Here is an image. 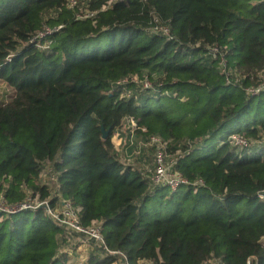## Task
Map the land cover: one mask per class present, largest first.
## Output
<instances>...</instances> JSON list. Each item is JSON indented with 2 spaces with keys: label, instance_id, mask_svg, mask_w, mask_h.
Returning <instances> with one entry per match:
<instances>
[{
  "label": "trees",
  "instance_id": "obj_1",
  "mask_svg": "<svg viewBox=\"0 0 264 264\" xmlns=\"http://www.w3.org/2000/svg\"><path fill=\"white\" fill-rule=\"evenodd\" d=\"M106 1L88 2L93 25L75 20L66 0H0V83L14 91L0 104L3 202H73L81 226L101 222L105 247L127 264H264V144L244 156L251 151L228 143L264 139V93L242 89L264 80V0H131L101 10ZM43 25L63 26L48 51L28 43ZM156 25L169 37L150 33ZM131 78L147 79L149 94L122 95L118 83ZM129 118L136 132L132 146L120 135L122 151L158 137L181 151L177 170L204 187L151 190L123 166L111 139ZM0 218V264H62L64 231L43 210ZM101 251L88 264L117 261Z\"/></svg>",
  "mask_w": 264,
  "mask_h": 264
},
{
  "label": "built area",
  "instance_id": "obj_2",
  "mask_svg": "<svg viewBox=\"0 0 264 264\" xmlns=\"http://www.w3.org/2000/svg\"><path fill=\"white\" fill-rule=\"evenodd\" d=\"M89 1L92 2V0H66L65 8L73 11L75 20H90L94 25L98 11L90 10L88 8ZM129 1L131 0H108L105 3L106 5L104 4L101 7V10H105L114 3L128 4ZM156 20V18L153 19L154 22H156ZM62 27V25L55 27L43 25L42 29L37 32L28 43L39 50L48 51L51 43V37L59 32ZM150 31L152 34H162V36L165 38L169 37L168 28L164 26L156 25L151 28ZM209 51H211L214 57L219 54L216 48H211ZM10 57L12 56H8L6 62H10ZM220 64L222 66L220 72L224 77L226 84H232L231 74L227 70L225 60L222 56ZM118 85L122 86L120 88L122 95L126 96L127 98H132L133 92H135L134 100L140 94H149L148 91L152 89V85L147 79L143 81H139L137 78H131V80L124 79L122 82H119ZM127 86H132L135 91L127 88ZM242 89L246 96L255 98L264 93V80H261L255 86L244 87ZM123 125H126V133L129 134L130 138L129 145L132 146V133L136 132V124L130 118L125 119L118 131H121V127ZM141 131L145 132L144 129H141ZM120 135L121 134L119 132L113 134L112 138L119 140V144L117 145L113 141L112 144L114 145L115 151L119 153L121 164L125 167H131L132 170L139 172L141 176L148 180L151 190L164 188L169 190V192L174 193L177 190L184 188L190 189L192 193H196L198 190L204 187V182L202 180L196 179L194 181H189L177 170L180 157L182 156L181 151L177 150L174 153L168 152L169 150L167 149V142L162 141L158 137L151 136L147 139V141H139L131 153L127 154L125 153L126 151H122L119 148V145L122 141ZM228 143L237 151L244 149L251 151V149L255 148V146L258 148L261 146V143L259 144L258 141V144L253 147L252 141L249 142L244 137L237 135L230 136ZM146 156H150L152 161V171L148 175L143 174L140 170L133 167L132 165V161L135 160L142 159L145 161ZM238 156L240 157L241 155L238 154ZM259 198L264 199L261 194L259 195ZM49 202V200H40L38 197H28L25 201L19 204L6 205L3 202V198L0 196V214L11 215L23 211L35 212L38 210H43L45 216L56 227H59L64 231L63 238L65 240V244L59 248L55 256V259L60 260L62 264H88L90 251L94 252V249L102 250L100 255L101 258L107 256L117 257L118 264H127L126 258L123 256V254L111 252L105 247L102 239L103 226L101 222L92 221L88 227H82L80 224L81 208L79 206L70 201L59 200L57 203H54L53 207H51ZM84 241L88 245L87 252L83 248ZM75 252L79 254L78 257H76ZM93 252L92 254H95ZM247 263L249 264L250 261ZM112 264L117 263L115 261ZM205 264L218 263H216L214 260H210Z\"/></svg>",
  "mask_w": 264,
  "mask_h": 264
},
{
  "label": "rangeland",
  "instance_id": "obj_3",
  "mask_svg": "<svg viewBox=\"0 0 264 264\" xmlns=\"http://www.w3.org/2000/svg\"><path fill=\"white\" fill-rule=\"evenodd\" d=\"M98 43L96 41H92L90 43V47H93L95 45H97ZM14 94V91L8 87L7 85H5L4 83H0V104L1 103H8L11 99H12V96ZM126 133V125H123L121 127V131H120V134H125ZM111 141H113L115 144H119V140H117L116 138H112ZM124 141V140H123ZM261 143H264V139L260 140L259 141V144ZM258 144L257 141H253V147ZM258 147L255 146V148L251 149V152L247 153V151L243 152L242 154H245L244 156H253L252 154L258 150L259 151V148L257 149ZM149 152V151H147ZM241 155V153H240ZM132 165L133 167L137 168L138 170H140L143 174H150L151 171H152V161H151V157L150 156H146V159L145 161H143L142 159H139V160H135V161H132ZM1 220V218H0ZM262 244H264V239H262ZM85 251L87 252L88 250V245L87 243L84 241V247ZM76 257L79 256L78 253H76ZM116 263L118 264V261H116ZM139 264H151L150 262H140Z\"/></svg>",
  "mask_w": 264,
  "mask_h": 264
},
{
  "label": "water",
  "instance_id": "obj_4",
  "mask_svg": "<svg viewBox=\"0 0 264 264\" xmlns=\"http://www.w3.org/2000/svg\"><path fill=\"white\" fill-rule=\"evenodd\" d=\"M101 132H102V139H106V137L108 136V132L107 131H104L102 128H101Z\"/></svg>",
  "mask_w": 264,
  "mask_h": 264
},
{
  "label": "crops",
  "instance_id": "obj_5",
  "mask_svg": "<svg viewBox=\"0 0 264 264\" xmlns=\"http://www.w3.org/2000/svg\"><path fill=\"white\" fill-rule=\"evenodd\" d=\"M93 251H90V255L92 254Z\"/></svg>",
  "mask_w": 264,
  "mask_h": 264
}]
</instances>
